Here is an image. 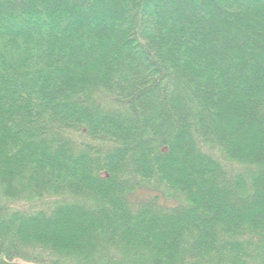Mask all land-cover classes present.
Instances as JSON below:
<instances>
[{
  "label": "trees",
  "instance_id": "1",
  "mask_svg": "<svg viewBox=\"0 0 264 264\" xmlns=\"http://www.w3.org/2000/svg\"><path fill=\"white\" fill-rule=\"evenodd\" d=\"M0 264H264V0H0Z\"/></svg>",
  "mask_w": 264,
  "mask_h": 264
}]
</instances>
